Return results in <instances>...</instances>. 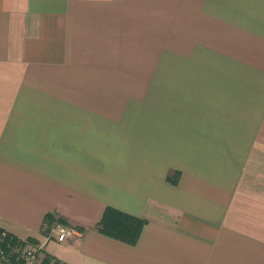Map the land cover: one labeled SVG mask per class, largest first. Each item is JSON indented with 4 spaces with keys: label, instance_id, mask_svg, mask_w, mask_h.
<instances>
[{
    "label": "crops",
    "instance_id": "0c3cea01",
    "mask_svg": "<svg viewBox=\"0 0 264 264\" xmlns=\"http://www.w3.org/2000/svg\"><path fill=\"white\" fill-rule=\"evenodd\" d=\"M128 59L163 62L144 116L103 99ZM48 213L83 229L65 264H264V0H0V228Z\"/></svg>",
    "mask_w": 264,
    "mask_h": 264
},
{
    "label": "rangeland",
    "instance_id": "374dc122",
    "mask_svg": "<svg viewBox=\"0 0 264 264\" xmlns=\"http://www.w3.org/2000/svg\"><path fill=\"white\" fill-rule=\"evenodd\" d=\"M203 19L206 18L202 15ZM153 32V40L160 39L161 30L154 29ZM130 56H147L151 53L154 55H160V50H150L147 51H138L139 53H134L136 51H129ZM133 52V53H132ZM163 62L161 60L157 61H148L145 59H128V60H117V94H103V99L111 101H117V106L122 107L120 111L122 115H133V116H144L145 106H146V70L151 68L154 70H160L163 67ZM65 96V94H63ZM100 99H102V94L100 95ZM93 100V99H90ZM115 110L110 109L107 110V115L110 113L113 114ZM121 115V116H122ZM54 228V227H53ZM53 234V233H52ZM46 237L41 235V239H39V243L42 244ZM66 242H57L56 236L49 238V240H45V244L43 246L42 251L50 252L55 255L65 256L68 247L65 245Z\"/></svg>",
    "mask_w": 264,
    "mask_h": 264
},
{
    "label": "trees",
    "instance_id": "16d2710c",
    "mask_svg": "<svg viewBox=\"0 0 264 264\" xmlns=\"http://www.w3.org/2000/svg\"><path fill=\"white\" fill-rule=\"evenodd\" d=\"M168 179L172 183L175 182L173 176H169ZM146 223L147 220L142 217L132 215L113 206H106L100 220L95 225V229L99 233L107 237L113 238L128 245H135ZM57 224H65L73 226L79 229L80 231L83 230L82 228L70 224L65 218L61 216L48 213L44 217L41 228V234L44 236L49 234L51 229ZM0 232H5L8 236H12L15 239H20L1 228ZM24 240L32 244H36L39 242L37 239L32 237L25 238ZM42 252L44 254L45 260H58L56 257L50 255L48 252Z\"/></svg>",
    "mask_w": 264,
    "mask_h": 264
},
{
    "label": "built area",
    "instance_id": "2783aa9c",
    "mask_svg": "<svg viewBox=\"0 0 264 264\" xmlns=\"http://www.w3.org/2000/svg\"><path fill=\"white\" fill-rule=\"evenodd\" d=\"M80 233L81 231L73 226L57 224L45 235L42 244H32L0 232V264H65L59 260H45L42 252L45 240L56 236L57 242H63L70 237H80Z\"/></svg>",
    "mask_w": 264,
    "mask_h": 264
}]
</instances>
